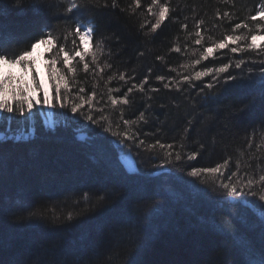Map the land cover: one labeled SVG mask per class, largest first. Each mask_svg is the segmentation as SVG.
<instances>
[{
  "label": "trees",
  "instance_id": "16d2710c",
  "mask_svg": "<svg viewBox=\"0 0 264 264\" xmlns=\"http://www.w3.org/2000/svg\"><path fill=\"white\" fill-rule=\"evenodd\" d=\"M103 2L81 11V15H93L98 24L96 35L104 42L100 62L112 64L103 79L91 71H78L79 84L73 93L83 86V95H90L99 83L91 110L85 104L77 113L70 108H39L23 117L0 112V130L16 137L0 142V264H260L264 201L238 192L237 200L243 203L234 202L214 176L193 177L189 172L193 167H215L231 157L225 181L236 170L237 160L241 174L258 179L264 167L260 135L264 130V64L259 63L264 55L221 50L216 53L218 59L210 58L195 70L230 59L244 58L247 63L241 69H229L219 83L205 77L194 81L195 88L182 84L180 91L164 89L155 76L194 71L181 65L199 56V52L193 55L200 47L193 43L196 21H205L201 30L207 45L209 36L219 39L231 34L236 23L247 21L250 27L264 23L248 20L261 0H168L169 14L155 32L150 29L157 17L147 11L151 0H141L138 8L134 0H117V7L107 0L106 8ZM5 4L0 8V39L10 49L27 48L42 29L61 21L57 13L64 7L57 0H22L19 9L15 0H5ZM225 11L231 20L223 17ZM183 24L188 25L186 30ZM175 46L181 48L180 53L172 51ZM43 59L40 66L46 72ZM113 72L135 79L128 84L120 80L107 84ZM229 74L237 80L226 82ZM145 75H149L145 88L160 91H149L151 100L145 93L133 92L128 105L113 109L107 88H120L113 95L122 96ZM41 80L54 94L50 82ZM207 83H214V88L200 93ZM52 111L53 124L48 125L45 115ZM121 111L129 120L145 111L148 123L132 125V131L140 133L138 139H144L145 145L157 139L173 144V156L166 158L158 146L155 150L137 147L138 140L127 142L131 155L121 150L115 143L118 138L105 130L108 122L100 119L107 116L113 131H124L127 126L120 119ZM88 114L99 123L88 121ZM176 151L184 159L176 161ZM191 152L199 155L189 161L186 157ZM125 156L130 158L128 163ZM69 214L72 220L67 219ZM235 233H239L238 240L233 238Z\"/></svg>",
  "mask_w": 264,
  "mask_h": 264
},
{
  "label": "snow or ice",
  "instance_id": "6c2138e0",
  "mask_svg": "<svg viewBox=\"0 0 264 264\" xmlns=\"http://www.w3.org/2000/svg\"><path fill=\"white\" fill-rule=\"evenodd\" d=\"M223 2L230 3L231 0H223ZM98 4H100V0H57L58 6H64L57 13L58 16L62 17L61 21L55 25L47 26L46 30L42 29L38 37L27 48L10 49L5 46L4 40L0 39V112H15L23 117L25 113L33 114V110L39 106L44 109L70 108L72 113H77L84 108L85 104L91 110L93 102L97 100L98 92L96 88L99 87V83L95 84L90 95H83L86 92L83 86H79L75 93H73V88L79 84V81L76 80L78 71H83L84 73L91 71L94 76H100L103 79L105 70L112 68V64L106 60L103 63L100 62L104 51V42L103 39L96 35L98 24L95 17L93 15H81L82 10L89 9ZM134 4L137 8L140 7L141 0H134ZM21 6L22 0H15V7L19 9ZM102 6L108 7L107 0H104ZM4 7H6L5 0H0V8ZM112 7H117V0H112ZM153 8H156L157 11L154 12ZM147 11L157 17L150 29V31L155 32L161 27L169 14L168 0H165L164 4H161L160 0H151ZM216 15L217 17L220 16L219 11H217ZM223 17L231 20L228 11L223 13ZM248 20L252 22L264 21V0H261L255 14L250 15ZM204 23L203 19L195 23L196 31L194 35L196 38L193 40V43L200 47L193 50V55L199 52L198 58L191 60L190 63L181 65L184 69H193L194 71L187 75L177 72V75L173 77L156 75L155 80L160 81L164 89L175 88L176 91H180L182 84L195 88L197 85L194 81H201L205 77H211L214 82L219 83L222 74L228 73L229 69L233 67L241 69L247 63L244 58L230 59L226 63L221 62L219 66H208L205 64L202 69L195 70L196 66L201 65L202 62L209 61L210 58L218 59L216 53L221 52V50L228 49L232 54L255 51L257 55H264V43H257V41L264 40V23H255L254 27H250L247 21L236 23L231 29V34L225 33L219 39H213L209 36L207 45H205V36L201 30V25ZM144 26V24L141 25L142 28ZM182 28L186 30L188 25L183 24ZM241 29L247 30L246 33L236 34ZM192 35V33H189V36ZM69 37H73L70 41V46H68ZM40 46H44V52L41 53V56L44 57L43 63L46 69L47 80L50 82L54 94L53 91L45 89V81L40 79V72L37 69L39 57L33 54L38 51ZM172 51L180 53L181 48L175 46ZM140 55H143V53H140ZM157 59L163 60L164 58L158 56ZM259 63L264 64V60H260ZM15 67L20 68L19 73L12 70ZM170 71H176V69L172 68ZM249 71L251 72L252 69L249 68ZM261 72V83L264 85V69ZM149 73H151V69H149ZM134 79V76L126 77V74L123 72L118 75L113 72L112 75L108 76L107 84H110L113 80L124 81L125 84H128L129 81H134ZM235 80H237V77L231 74L225 78L226 82ZM148 83L149 75H145L139 83L133 82L127 88V91L119 97L113 95V92H119L120 88L109 87L107 88V99L110 101L113 109H115L117 105H128L130 103L129 95L133 92L145 93L147 96L149 91L152 93L160 91L159 88L155 87L146 89L145 85H148ZM107 84L105 87H107ZM205 88L209 90L213 89L214 83H207L201 87L200 93H203ZM147 98L149 100L152 99L151 96H147ZM148 108H151L150 104ZM98 110L103 112V108ZM145 111H141L135 120L124 119L123 112L121 111L120 119L127 126L124 131H113L112 122L108 120L107 116H101L100 119L108 122V127L105 130L118 138L115 143L119 144L121 150H126L129 155H131V148L127 142L138 140L137 147H145V150H155L158 146L159 149L165 150L164 155L166 158H171L173 156V144H164L157 139L155 143L145 145L144 139H138L140 133L132 131V125H139L140 122L148 123ZM86 119L93 123H99V120H93L91 114H88ZM191 124L192 121L189 120L188 125L191 126ZM116 127L119 128V124ZM157 130L159 131V129ZM184 131L187 133L189 128L186 127ZM260 135L261 142L264 143V130L260 132ZM15 138L14 136H9L7 132L0 130V142H6L8 139ZM254 138L255 132L249 140V148ZM184 147L185 144L181 142L180 148L183 149ZM202 148L203 146L201 145ZM198 155L199 152H191L187 154L186 158L192 161ZM240 155L243 157V152ZM182 159H184V156H182L180 151H176L175 160L180 161ZM230 159L231 157L225 159L223 163H219L215 167H193L189 175L193 177H199L202 174L214 176L219 180L220 187L227 191L234 202L243 203V201L237 200L235 194L238 192L243 193L245 196L251 195L257 197L259 201H264V167H261L258 179H256L247 172L241 174L242 165L240 160H237L236 170L231 172L225 181L224 172L229 167ZM100 198L103 199V196ZM261 207L264 208V206ZM261 217L264 218V210L261 211ZM67 219L72 220V215L69 214ZM233 238L238 240L239 233L233 234ZM261 255L264 257V252ZM245 264H248V262L246 261ZM260 264H264V258L260 260Z\"/></svg>",
  "mask_w": 264,
  "mask_h": 264
},
{
  "label": "rangeland",
  "instance_id": "374dc122",
  "mask_svg": "<svg viewBox=\"0 0 264 264\" xmlns=\"http://www.w3.org/2000/svg\"><path fill=\"white\" fill-rule=\"evenodd\" d=\"M257 43H264V40L257 41ZM43 52H44V46H40V48L38 49V51L35 53L39 57V60H38V63H37V69L40 72V78L47 80V78H46L47 77V74H46L45 70L42 68V66H40L41 59H43V56H41V53H43ZM5 70H7V69H5ZM12 70L14 72H16V73H19L20 72V68L19 67H15ZM39 108L40 107L38 106L36 109H34L33 110V113L34 112H37V110H39ZM40 115H43V114H40ZM54 115H55L54 111H52V113H48V114L45 115L46 124H48V125H52L53 124L52 118L54 117ZM124 158H125L124 159L125 163H128L129 160H130L129 156H125Z\"/></svg>",
  "mask_w": 264,
  "mask_h": 264
},
{
  "label": "bare ground",
  "instance_id": "6f19581e",
  "mask_svg": "<svg viewBox=\"0 0 264 264\" xmlns=\"http://www.w3.org/2000/svg\"><path fill=\"white\" fill-rule=\"evenodd\" d=\"M85 135V134H84ZM83 136V135H82ZM84 137V136H83Z\"/></svg>",
  "mask_w": 264,
  "mask_h": 264
}]
</instances>
